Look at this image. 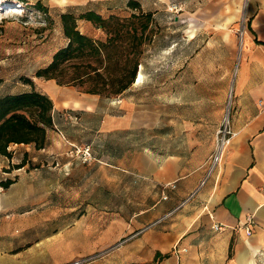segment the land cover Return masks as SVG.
Returning <instances> with one entry per match:
<instances>
[{
	"label": "crops",
	"instance_id": "0c3cea01",
	"mask_svg": "<svg viewBox=\"0 0 264 264\" xmlns=\"http://www.w3.org/2000/svg\"><path fill=\"white\" fill-rule=\"evenodd\" d=\"M137 1L156 22L163 13L189 22L182 45L194 50L181 53V81L173 51L157 53L165 74L151 72L150 119H128L127 91L109 99L34 80L54 103V127L44 148L0 153V264H264V0ZM243 23L239 49L232 29ZM208 67L218 78L210 85ZM230 94L235 135L210 172ZM86 146L85 163L76 148Z\"/></svg>",
	"mask_w": 264,
	"mask_h": 264
},
{
	"label": "rangeland",
	"instance_id": "374dc122",
	"mask_svg": "<svg viewBox=\"0 0 264 264\" xmlns=\"http://www.w3.org/2000/svg\"><path fill=\"white\" fill-rule=\"evenodd\" d=\"M130 0H0V95L17 92L23 89H30L26 78H37L36 72L39 69L47 67L53 60L57 51L66 47L68 40L63 34L61 15L72 11L77 17L88 11H94L103 18H109L112 15L127 18L132 14L128 7ZM154 19V39L153 42L145 48L142 58L143 72L145 78L141 85L125 93L129 98L135 101V107L126 111L128 119H150L149 111V80L151 72L155 75L158 70V78H164L165 58L163 55H157L170 48L169 52L174 53V79L181 81V77L176 73V69L181 67L182 51L192 53L194 48H187L182 45V37L186 35L189 22L175 23L174 14ZM78 29L89 37L97 41H106L107 34L103 29L95 24L85 20H78ZM193 29L197 28L193 27ZM236 31L239 40V49L242 44L243 34L239 32L238 27L232 29ZM208 33H205L207 36ZM189 36L196 35L190 32ZM184 47V48H182ZM186 49V50H185ZM141 67V66H140ZM238 62L236 63L233 74L230 78L232 86ZM141 68H139L140 70ZM75 68H69L65 75H73ZM217 73L212 67L206 70V83L210 85L218 78ZM155 79V76H152ZM45 80V79H44ZM63 80L66 81L67 78ZM160 80V79H159ZM65 86H74L82 92V87L78 84ZM84 93V92H83ZM179 95V91H175ZM103 97V96H101ZM107 98V97H104ZM118 96L109 97V99ZM119 102V101H118ZM231 94L224 107L223 122L229 119L231 110ZM175 119H181L182 108H174ZM73 116V115H72ZM72 119H77L74 116ZM162 119H165L164 108L162 110ZM212 157L214 156V153ZM209 155V153H206ZM212 162V159H211ZM211 165V163H210ZM117 204L116 200L111 201Z\"/></svg>",
	"mask_w": 264,
	"mask_h": 264
},
{
	"label": "trees",
	"instance_id": "16d2710c",
	"mask_svg": "<svg viewBox=\"0 0 264 264\" xmlns=\"http://www.w3.org/2000/svg\"><path fill=\"white\" fill-rule=\"evenodd\" d=\"M128 7L132 14L127 18L115 15L103 18L94 11L79 17L72 11L63 13L61 23L68 44L35 76L56 80L62 86L78 84L86 94L107 98L129 90L137 79L145 48L153 42L155 34L154 13L145 12L137 0H130ZM79 19L103 29L107 40L97 41L83 34L78 29ZM69 68H75L73 75H65ZM25 82L33 88L30 92L0 97V153L7 157H11L9 147L14 144L44 148L47 132L54 127L52 99L35 89L32 78H26ZM11 183L7 180L1 184L9 187Z\"/></svg>",
	"mask_w": 264,
	"mask_h": 264
},
{
	"label": "built area",
	"instance_id": "2783aa9c",
	"mask_svg": "<svg viewBox=\"0 0 264 264\" xmlns=\"http://www.w3.org/2000/svg\"><path fill=\"white\" fill-rule=\"evenodd\" d=\"M170 11L174 12V13H178L181 11V6L179 5H172L170 7ZM245 23H243V29L241 30V33H244V29H245ZM74 116H70V118L72 119ZM76 120V119H74ZM235 134L233 133V131L230 129V125H229V119H227V121L223 122L222 126L220 127V129L217 132V142H218V147H217V151L215 152L214 156L212 157V163H211V170L210 172H212L216 166H218L222 160V154L224 152V149L227 147V145L230 142V139L234 136ZM76 154L81 158V160L83 162H89L93 159V155H92V150L90 146H86L84 148H76ZM205 181L202 182V185H204ZM4 192V188L0 187V194ZM194 196V195H192ZM191 196V197H192ZM186 202V201H185ZM253 224H255V220L254 217H248L247 221L245 223L246 229L248 234L250 235L252 233V226ZM226 226L221 224V223H215L213 225V229L215 231H223L225 230ZM86 261H76L74 263L71 264H82L85 263Z\"/></svg>",
	"mask_w": 264,
	"mask_h": 264
}]
</instances>
